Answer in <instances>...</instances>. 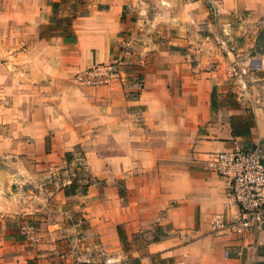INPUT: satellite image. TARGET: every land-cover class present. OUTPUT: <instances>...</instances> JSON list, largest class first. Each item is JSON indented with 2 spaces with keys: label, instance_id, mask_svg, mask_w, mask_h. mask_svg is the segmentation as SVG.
<instances>
[{
  "label": "rangeland",
  "instance_id": "rangeland-1",
  "mask_svg": "<svg viewBox=\"0 0 264 264\" xmlns=\"http://www.w3.org/2000/svg\"><path fill=\"white\" fill-rule=\"evenodd\" d=\"M204 1L205 19L191 0H164L163 8L158 2L145 4L149 29L141 25L123 31L112 58L87 64L95 39L106 31L80 17L108 7L107 2L0 0V264L28 263L22 252L31 243L38 246L42 232L48 230L46 221L60 216L56 211L62 202L60 188L71 185L69 192L89 191L98 183L104 191L108 182L95 173H107L106 167L113 165L109 161L122 149L108 145L107 131L113 127L106 115L110 109H130L126 123H135L134 134L152 135L138 124L159 119L156 110L162 107L146 114L147 104L138 98L152 88L163 91L170 79L181 91L182 78L196 64V71L226 65L231 76L248 78L254 91L264 88L255 84L248 66L251 55L264 53V13L239 8L220 14L223 0ZM171 3L175 8H169ZM73 15L79 17L81 44L63 43L53 35L60 32L56 29L43 28L53 36L40 37L42 26H55L53 16ZM201 45L207 48L197 51ZM185 103L179 99V108ZM79 135L84 146L71 147ZM176 142L178 149L186 147L181 139ZM117 164L121 168L122 160L117 159ZM115 179L113 185L121 181ZM29 210L33 212L28 214ZM64 239L55 236L57 248Z\"/></svg>",
  "mask_w": 264,
  "mask_h": 264
},
{
  "label": "crops",
  "instance_id": "crops-1",
  "mask_svg": "<svg viewBox=\"0 0 264 264\" xmlns=\"http://www.w3.org/2000/svg\"><path fill=\"white\" fill-rule=\"evenodd\" d=\"M100 1L108 7L80 17L85 22L92 20L98 31H106L95 39L87 64L112 58L120 48L123 31L141 25L149 29L144 21L145 4L166 6L164 0ZM191 5L201 19L208 16L204 0H191ZM169 8H175L174 3ZM239 8L260 15L264 0H223L218 13ZM77 17L73 21L76 42H67L60 32L53 35L65 44H81ZM206 48L201 45L197 51ZM249 59L255 84L264 87V53ZM197 65L182 78L181 91L170 79L163 91L156 93L152 88L138 98L147 104L146 114L162 107L156 110L159 119L138 124L152 135L134 134L135 123H126L130 109H110L106 115L112 118L113 127L107 131L108 145L122 149L109 161L113 165L106 167L107 173H95L108 182L104 191L98 183L89 191L69 192L71 185L60 188L62 202L56 210L60 216L46 221L48 230L42 232L38 246L31 243L34 245L22 252L28 258L26 264H264V224L253 226L244 235L213 230L216 214L233 217L238 206L228 180L208 166L210 151L236 145L264 146V88L254 91L248 78L231 76L226 65L196 71ZM179 99L186 100L185 107L179 108ZM178 139L185 148L178 149ZM79 143L84 146L80 135L71 147ZM117 159L122 160L121 168ZM86 160L94 170V161ZM114 179L121 180L120 185H113ZM87 200L91 203H83ZM55 236L65 238L61 249L56 247Z\"/></svg>",
  "mask_w": 264,
  "mask_h": 264
},
{
  "label": "built area",
  "instance_id": "built-area-1",
  "mask_svg": "<svg viewBox=\"0 0 264 264\" xmlns=\"http://www.w3.org/2000/svg\"><path fill=\"white\" fill-rule=\"evenodd\" d=\"M208 166L228 180L238 206L233 217L216 214L213 230L244 235L253 226L264 224V146L236 145L210 151Z\"/></svg>",
  "mask_w": 264,
  "mask_h": 264
},
{
  "label": "trees",
  "instance_id": "trees-1",
  "mask_svg": "<svg viewBox=\"0 0 264 264\" xmlns=\"http://www.w3.org/2000/svg\"><path fill=\"white\" fill-rule=\"evenodd\" d=\"M54 5H55V3H54ZM76 17H77L76 15L63 16V17L53 16L52 21L53 20L56 21L55 26H53L51 24H48L44 27L42 26V28L40 30V37L46 38V37L50 36V34L45 33L43 31V28H45L47 30H51V29L55 30L56 29V30L60 31V33L62 34V36L64 37V39L67 42H76L77 34H76L74 27H73V21ZM60 26H62V27H60ZM234 133H235V131H234ZM236 134H239V133H236ZM119 232H120V236H121L122 241L125 243L126 242V236L124 235L123 231L121 230V227H119ZM80 264H87V263L82 262Z\"/></svg>",
  "mask_w": 264,
  "mask_h": 264
}]
</instances>
